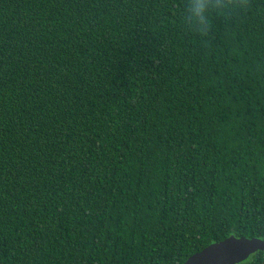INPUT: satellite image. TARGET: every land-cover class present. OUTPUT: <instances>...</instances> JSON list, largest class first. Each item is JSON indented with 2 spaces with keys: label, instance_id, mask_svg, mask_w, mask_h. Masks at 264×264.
Returning <instances> with one entry per match:
<instances>
[{
  "label": "trees",
  "instance_id": "obj_1",
  "mask_svg": "<svg viewBox=\"0 0 264 264\" xmlns=\"http://www.w3.org/2000/svg\"><path fill=\"white\" fill-rule=\"evenodd\" d=\"M251 4L203 43L184 0H0V264H182L264 238Z\"/></svg>",
  "mask_w": 264,
  "mask_h": 264
},
{
  "label": "clouds",
  "instance_id": "obj_2",
  "mask_svg": "<svg viewBox=\"0 0 264 264\" xmlns=\"http://www.w3.org/2000/svg\"><path fill=\"white\" fill-rule=\"evenodd\" d=\"M251 7V0H184L180 23L186 32L207 43L211 39L213 16L238 18Z\"/></svg>",
  "mask_w": 264,
  "mask_h": 264
},
{
  "label": "water",
  "instance_id": "obj_3",
  "mask_svg": "<svg viewBox=\"0 0 264 264\" xmlns=\"http://www.w3.org/2000/svg\"><path fill=\"white\" fill-rule=\"evenodd\" d=\"M258 250H264V238L230 235L192 254L182 264H238Z\"/></svg>",
  "mask_w": 264,
  "mask_h": 264
}]
</instances>
